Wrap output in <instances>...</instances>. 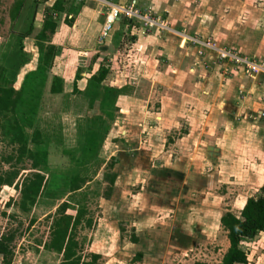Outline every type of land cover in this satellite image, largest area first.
Instances as JSON below:
<instances>
[{
  "label": "rangeland",
  "instance_id": "rangeland-1",
  "mask_svg": "<svg viewBox=\"0 0 264 264\" xmlns=\"http://www.w3.org/2000/svg\"><path fill=\"white\" fill-rule=\"evenodd\" d=\"M52 2L0 0V57L14 56L16 34L24 37L25 51L36 55L43 49L36 36L44 8ZM137 4L143 13L152 10L159 24L150 27L139 18L119 14L121 29L116 33L123 32L122 37L129 32L136 39L121 47L127 55L118 46L106 57L104 65L115 67L117 81L98 86L91 82L86 93L91 106L86 105L78 119L65 115L60 123L63 134L43 147L49 152L47 164L34 169L26 157L17 161L11 140L0 130V172L16 168L20 176L40 171L49 178L44 197L25 212L15 186L0 185V235L16 233L13 264H60L62 256L44 245L50 239L52 215L67 200L87 209L92 222L80 225L76 237L79 252L99 254L98 264H219L229 247L221 216L227 211L240 215L247 199L260 194L264 166L248 170L241 152H225L214 160L212 145L230 129L242 141L249 125L245 106L234 101L243 94L231 69L242 68L259 83L264 78L245 64L222 59L215 48L262 63L264 0ZM106 5L111 12L112 4ZM34 7L38 13L32 21ZM206 76L212 80L203 87L200 81ZM227 99L233 102L230 106H224ZM63 105V97H49L42 112H59ZM143 111L145 115H138ZM257 115L253 111L252 117ZM25 129L28 147L42 148L32 143L35 128ZM148 155L153 157L150 169ZM111 163L114 166L109 167ZM116 173L122 178L117 177L113 191H120V196L136 199L139 190L148 191L137 209L117 212L115 199L107 202L111 189L104 176ZM185 175L194 180L187 181ZM74 177L86 183L69 192L67 183ZM140 179L146 180L144 189ZM244 249L248 264H264V234L245 241ZM2 260L0 255V264Z\"/></svg>",
  "mask_w": 264,
  "mask_h": 264
},
{
  "label": "crops",
  "instance_id": "crops-1",
  "mask_svg": "<svg viewBox=\"0 0 264 264\" xmlns=\"http://www.w3.org/2000/svg\"><path fill=\"white\" fill-rule=\"evenodd\" d=\"M106 2L111 3L112 6L117 5L139 9L136 8L138 7L137 3L139 0H54L48 8H44L40 31L37 33L36 39L43 47L44 52L45 50H50L49 52L51 53L54 52L52 55L53 63L48 71L45 94L41 101V109L35 124L41 131L44 139L49 138V140L52 139L53 141V138L60 137L63 134V124L60 125V123L65 120V115H73V117H77L78 119L81 117V113L84 111L85 106H91L92 102L86 95L87 88L91 82L98 86L100 84H111V82L113 84L117 81L115 67L106 66L108 64L104 65V63H106V57L111 53L113 48H117L118 46L120 53L122 55H127V52H122L123 50L121 47L124 45L127 47L130 42L132 43L136 39V35L133 34L130 38L129 32L124 33L122 37L121 34L123 32H121V34H119V32L116 33L121 29L119 16L108 26L107 22L111 13V8L106 5ZM35 13H38V9L34 7L32 21L34 17L36 18V15L34 16ZM132 19L133 18L129 19L130 24L133 23ZM116 21H118L117 24H113ZM51 23L55 25L54 29ZM30 26L32 27V24ZM115 27H117V29ZM111 31H113L114 36H111ZM42 35H44V37H42ZM126 35L129 36V41L124 40ZM23 38L24 37H21L19 34L15 35L16 41L13 44L15 48V50H13L15 53L14 56H8L3 53L4 56L0 57V66L6 69L9 78L15 82L14 87L16 89L21 88L28 73L35 71L37 67L43 63V53L41 51L33 55L24 50ZM140 39L141 37L139 40ZM9 55L11 54L9 53ZM250 59L253 58L251 57ZM191 69L195 70V68ZM104 70H107L106 75L102 78L99 77ZM231 73L234 75L235 79H239L236 88H238V90L240 89L243 94V98L239 100L234 99V101L239 105L242 104L245 106V111L250 117H247L249 125H247V129L245 128V132H243L242 141L240 137H237L238 134L235 130L231 131L230 129L227 131L226 134L228 135L223 133L222 135L224 138H221L222 140H218L216 144L214 143L212 145V149L215 151L212 153L215 154L214 157H216L214 160L217 159L216 155H221L225 152H241L245 156L243 158L246 164L244 165L245 168L248 170H252L253 168L256 170L262 169V166H264V162H262V160L264 161V78L263 83H259L257 80H254L256 77L251 78L252 76L249 77V74L246 75V72H244L242 68H237V70L231 69ZM260 75L264 77L263 74ZM55 76L61 78L63 81V90L59 93H52L50 91ZM210 80H212V77L206 76L205 79L200 81V84L205 87ZM215 86H217V82L213 87ZM75 89L77 90L76 92ZM49 97H63V112L49 110L42 112V105H44V101H47ZM121 99L118 105L122 104ZM231 103H233L231 99H227L224 106H230ZM236 103L235 105L237 106ZM253 111L258 114V117H252ZM140 114L145 115V112H139L138 115ZM228 114L229 113H227V116H229ZM138 119L141 121L145 120L142 116ZM260 119L261 122L258 125L257 120ZM151 146L152 145H150V147L148 146L149 151L152 150ZM256 156H259V160ZM147 159L149 161H147V169H150L153 157L150 158L148 155ZM139 160L140 158H138V161ZM115 175L112 184L109 182V177L106 175L104 176L108 185L112 187L110 194H108L110 200H107V202L111 204L113 199H115L116 204L114 205V209L117 212L123 209H131V211L133 208L137 209L142 199L145 200L147 194L149 195L148 191L139 190L138 196H133L134 198L137 197L136 199L126 198L124 195L120 196V191L115 192L113 190L117 188V186H114L117 177V180H119L122 178V175H117V173ZM256 177L260 176L253 175V178ZM185 179L190 182L194 180L192 176L188 177V175H185ZM139 181H142L141 185L144 189L146 187V180L140 179ZM146 217L147 216H144L145 221ZM261 234H264V232H261ZM136 238L137 241H134L135 243L139 241L137 236Z\"/></svg>",
  "mask_w": 264,
  "mask_h": 264
},
{
  "label": "trees",
  "instance_id": "trees-1",
  "mask_svg": "<svg viewBox=\"0 0 264 264\" xmlns=\"http://www.w3.org/2000/svg\"><path fill=\"white\" fill-rule=\"evenodd\" d=\"M51 26L53 29L55 28L52 23ZM127 38L129 39L128 35L124 37V40L127 41ZM49 51L41 50L43 63L35 71L26 75L20 89L14 87V82L7 75L6 69L0 66V130H3L11 140V146L16 150L15 159L17 161H22L25 157L30 159L34 169L47 164L49 158L48 150L43 148L49 138L44 139L41 131L35 126L45 93L48 71L53 63L54 52ZM106 73L107 70L102 71L99 77H104ZM62 85V79L55 76L50 91L59 93L63 90ZM26 127L35 128L32 143L42 148L28 147ZM9 159L11 160L13 157L10 156ZM110 166L113 164L111 163ZM115 176V174L107 176L110 184L114 182ZM16 180L17 182H15ZM85 183L86 180L83 178H71L67 183L69 192L80 190ZM0 185L15 186L21 195L19 206L25 212L44 197L49 185V178L40 171L20 176L19 170L13 168L0 172ZM87 214L85 207L74 206L67 200L59 205L55 214L52 215L50 239L44 247L62 256L60 264H98L99 254L92 253L85 256L79 252L76 233L83 223L91 224L92 221L87 217ZM220 221L223 229L227 232L229 247L219 264H248V253L244 249L245 241L264 232V184L260 188L258 196L247 199L240 215L227 211L221 216ZM33 223L34 219H31L29 224ZM15 238L14 231L0 235L2 264H13L15 252L12 243ZM134 241H137L136 237ZM196 264L209 263L198 261Z\"/></svg>",
  "mask_w": 264,
  "mask_h": 264
},
{
  "label": "built area",
  "instance_id": "built-area-1",
  "mask_svg": "<svg viewBox=\"0 0 264 264\" xmlns=\"http://www.w3.org/2000/svg\"><path fill=\"white\" fill-rule=\"evenodd\" d=\"M79 1H84V0H79ZM127 14L130 17H134V18H139L141 20H143L145 22V24L147 26H154V25H158V20H156L153 16H152V11L149 10V13H143L141 12L139 9H135L133 7H124V6H117V5H113L112 6V11L108 17V26H110V24L112 22H114V20L119 16V14ZM114 15L113 18L111 19L110 16ZM204 45L205 43L202 42ZM206 46L210 47L209 43H206ZM219 51V55L222 59H230L235 61L236 63H242L243 65H247L248 69L252 72H256L259 73L261 72L262 74H264V60L262 63H259L255 60H252L250 58H246V57H242L240 56L238 53L233 52L230 49H220V48H215ZM202 52V51H201Z\"/></svg>",
  "mask_w": 264,
  "mask_h": 264
},
{
  "label": "bare ground",
  "instance_id": "bare-ground-1",
  "mask_svg": "<svg viewBox=\"0 0 264 264\" xmlns=\"http://www.w3.org/2000/svg\"><path fill=\"white\" fill-rule=\"evenodd\" d=\"M114 15H111L110 18L112 19Z\"/></svg>",
  "mask_w": 264,
  "mask_h": 264
}]
</instances>
